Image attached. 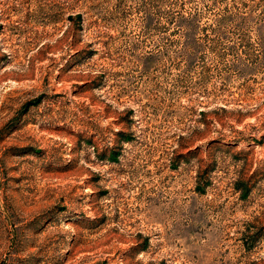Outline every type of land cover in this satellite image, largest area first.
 Masks as SVG:
<instances>
[{
	"label": "rangeland",
	"instance_id": "374dc122",
	"mask_svg": "<svg viewBox=\"0 0 264 264\" xmlns=\"http://www.w3.org/2000/svg\"><path fill=\"white\" fill-rule=\"evenodd\" d=\"M0 264H264V0H0Z\"/></svg>",
	"mask_w": 264,
	"mask_h": 264
},
{
	"label": "trees",
	"instance_id": "16d2710c",
	"mask_svg": "<svg viewBox=\"0 0 264 264\" xmlns=\"http://www.w3.org/2000/svg\"><path fill=\"white\" fill-rule=\"evenodd\" d=\"M81 17H82V15L80 14V15H78V18H80L81 19ZM241 190V189H240Z\"/></svg>",
	"mask_w": 264,
	"mask_h": 264
}]
</instances>
